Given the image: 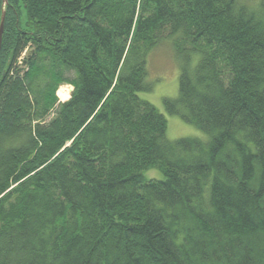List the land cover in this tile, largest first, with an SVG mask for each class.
<instances>
[{
	"label": "trees",
	"instance_id": "16d2710c",
	"mask_svg": "<svg viewBox=\"0 0 264 264\" xmlns=\"http://www.w3.org/2000/svg\"><path fill=\"white\" fill-rule=\"evenodd\" d=\"M5 11L0 264H264V0H8ZM165 40L180 64L165 111L205 142L168 140L139 97ZM152 168L161 180L144 179Z\"/></svg>",
	"mask_w": 264,
	"mask_h": 264
},
{
	"label": "rangeland",
	"instance_id": "374dc122",
	"mask_svg": "<svg viewBox=\"0 0 264 264\" xmlns=\"http://www.w3.org/2000/svg\"><path fill=\"white\" fill-rule=\"evenodd\" d=\"M245 1L247 4L252 5L259 0ZM26 20L27 17L25 12L23 9H20L19 21L22 28H24ZM22 57H24V54ZM197 61L198 55L193 54L191 56L190 65L194 67ZM20 63L21 59L19 60V65L23 66ZM146 69V82L151 86V90L149 92L139 93V97L149 102L165 117L167 121L166 138L170 141H175L181 138H198L204 142L207 141L208 137L194 125L184 122L177 116L169 115L165 111L163 100L175 99L178 95V78L180 74L179 60L177 59L174 48L169 40L161 42L148 53ZM69 76H72V73H69ZM62 86L70 88V97L72 87L70 85ZM58 99L60 102H64L59 97ZM142 175L146 180H161L163 178L161 172L154 168L143 171Z\"/></svg>",
	"mask_w": 264,
	"mask_h": 264
},
{
	"label": "water",
	"instance_id": "95a60500",
	"mask_svg": "<svg viewBox=\"0 0 264 264\" xmlns=\"http://www.w3.org/2000/svg\"><path fill=\"white\" fill-rule=\"evenodd\" d=\"M8 5V0H2V10L0 13V49L2 45V36L4 32V25H5V18H6V11L5 7Z\"/></svg>",
	"mask_w": 264,
	"mask_h": 264
},
{
	"label": "bare ground",
	"instance_id": "6f19581e",
	"mask_svg": "<svg viewBox=\"0 0 264 264\" xmlns=\"http://www.w3.org/2000/svg\"><path fill=\"white\" fill-rule=\"evenodd\" d=\"M69 93H70V88L66 86H61L57 90V96L62 100L66 101L69 99Z\"/></svg>",
	"mask_w": 264,
	"mask_h": 264
}]
</instances>
